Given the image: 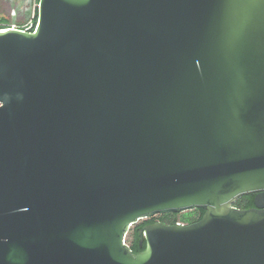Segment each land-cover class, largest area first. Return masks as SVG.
Masks as SVG:
<instances>
[{
    "label": "water",
    "instance_id": "95a60500",
    "mask_svg": "<svg viewBox=\"0 0 264 264\" xmlns=\"http://www.w3.org/2000/svg\"><path fill=\"white\" fill-rule=\"evenodd\" d=\"M37 10L0 28V264H264V0Z\"/></svg>",
    "mask_w": 264,
    "mask_h": 264
},
{
    "label": "trees",
    "instance_id": "16d2710c",
    "mask_svg": "<svg viewBox=\"0 0 264 264\" xmlns=\"http://www.w3.org/2000/svg\"><path fill=\"white\" fill-rule=\"evenodd\" d=\"M38 1L34 0L32 3L30 13L26 14L25 10L21 8V5H24L25 8L28 6V4H21L18 1L15 0H1L0 1V9L4 11L8 17H1L0 18V28H19L26 31H32L34 30L37 19H38ZM255 194H244L238 199H236L233 202V206L246 209L251 208L254 205L253 199ZM199 212L197 219L194 221H197L201 218V216L204 213L203 209L196 208ZM193 210V209H192ZM159 215L160 218L156 219L155 216ZM178 213L176 212H169L164 214H155L151 217L141 219V221L136 222L133 224V230H132V239L130 243L128 242L130 248L134 253L141 252L145 249L146 243L145 241H141V235H140V229H142L144 226H146V223H154L159 220L160 222L166 223V224H173L178 221L177 217ZM192 221V222H194ZM184 223V222H183ZM191 223V222H188ZM187 223V224H188ZM148 225V224H147Z\"/></svg>",
    "mask_w": 264,
    "mask_h": 264
},
{
    "label": "rangeland",
    "instance_id": "374dc122",
    "mask_svg": "<svg viewBox=\"0 0 264 264\" xmlns=\"http://www.w3.org/2000/svg\"><path fill=\"white\" fill-rule=\"evenodd\" d=\"M1 1V0H0ZM15 1H18L19 3L21 4H28V6L25 8L24 5H21V8H23V10H25L26 14L30 13V10H31V7L32 6V3L34 0H15ZM1 17H8V15L2 11L0 9V18ZM198 210L197 209H193V210H186V211H183V212H179L178 215H177V219L178 221L180 222H184L185 224H187L188 222H192L194 221L195 219H197L198 217ZM156 219H159L160 216L157 215L155 216ZM141 221V220H139ZM132 230H133V226L130 227L129 229V234H128V238L126 239L127 243L131 241L132 239Z\"/></svg>",
    "mask_w": 264,
    "mask_h": 264
},
{
    "label": "built area",
    "instance_id": "2783aa9c",
    "mask_svg": "<svg viewBox=\"0 0 264 264\" xmlns=\"http://www.w3.org/2000/svg\"><path fill=\"white\" fill-rule=\"evenodd\" d=\"M179 223H183V222H179ZM183 224H185V223H183ZM133 224H130V226L129 227H131ZM130 229V228H129ZM128 234H129V231L124 235V238H123V241L125 242V243H127V241H126V239L128 238ZM128 244V243H127Z\"/></svg>",
    "mask_w": 264,
    "mask_h": 264
},
{
    "label": "flooded vegetation",
    "instance_id": "af4514ba",
    "mask_svg": "<svg viewBox=\"0 0 264 264\" xmlns=\"http://www.w3.org/2000/svg\"><path fill=\"white\" fill-rule=\"evenodd\" d=\"M253 206H254V205H253ZM143 219H144V218H143ZM157 221H159V220H157ZM147 224H150V223H146V225H147Z\"/></svg>",
    "mask_w": 264,
    "mask_h": 264
}]
</instances>
